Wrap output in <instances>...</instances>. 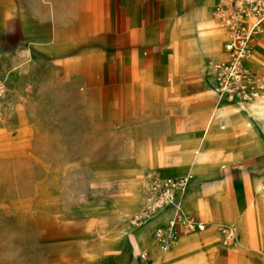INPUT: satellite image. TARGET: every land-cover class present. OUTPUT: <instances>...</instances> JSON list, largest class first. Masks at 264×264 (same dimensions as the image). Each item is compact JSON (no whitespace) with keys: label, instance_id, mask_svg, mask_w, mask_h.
I'll use <instances>...</instances> for the list:
<instances>
[{"label":"rangeland","instance_id":"1","mask_svg":"<svg viewBox=\"0 0 264 264\" xmlns=\"http://www.w3.org/2000/svg\"><path fill=\"white\" fill-rule=\"evenodd\" d=\"M204 1L141 0L144 15L151 8L163 16L156 45L170 53L175 22ZM216 3L211 9L219 19ZM125 10V0H0V264H141L145 232L173 212L168 208L134 228L151 170L193 177L182 209L193 211L192 195L217 199L226 221L214 216L215 239L235 253L242 249L232 264H264V105L241 109L217 95L210 117L221 124L201 126L203 111L208 118L212 106L200 98L202 85L222 54L205 68L185 58L165 87L153 82L149 68L129 84L108 83L115 18L124 23ZM9 21L18 31L14 43L5 31ZM262 38L250 57L257 62L248 63L264 73ZM133 60L138 74V55ZM206 128L210 143L197 149ZM183 144L189 148H178ZM157 155L163 166L155 164ZM250 156L257 164L246 173V198L231 174L227 195L225 169ZM235 208L250 225L242 226ZM226 223L234 227L232 241L221 237ZM246 236L251 241L244 247ZM201 246L198 256L206 262Z\"/></svg>","mask_w":264,"mask_h":264},{"label":"crops","instance_id":"2","mask_svg":"<svg viewBox=\"0 0 264 264\" xmlns=\"http://www.w3.org/2000/svg\"><path fill=\"white\" fill-rule=\"evenodd\" d=\"M210 2L213 3L215 2V0H205L202 3V5L199 7L200 9L199 12H197V10L193 11L187 14L184 18H181L175 22V25L171 33V39H172L173 46L170 48V53H169L167 46H164L163 48H161L156 45L157 40H159V37L162 34L163 16L157 17L156 11H153L151 8L144 15L141 10V5H140L141 0H125L126 10L124 13L125 14L124 23L121 17L120 19H118V17L115 18L116 20L115 35L113 37L115 46L114 48L109 50L110 52H113V55H112L113 60L111 61V63H110V60L107 61L109 64V68H108V73L106 75L105 80H108V83H110L113 80L118 84H121V82H123L124 84H129L130 82H134L135 79H138V77L140 79L141 78L140 74H142V72H144L146 69L149 68L153 82L156 83L157 85H161L165 87L170 82H172L171 75H173L174 71H177L176 70L177 64L180 65L179 63L183 62L185 58H189L190 60H195L197 64L198 63L201 65L204 64L203 68L208 67V65H206V63L208 62V59L216 55L222 54L221 55L222 58L219 60L225 59L226 58L225 42L227 39L224 41V47L222 51L221 42L223 38H220V33L221 31L223 32L222 27L219 25L217 19H216L217 23L211 22V20L214 17V14L212 13L211 9L207 11V17L206 18L204 17V13H205L204 6L208 5ZM14 24L15 23L13 21H9L5 23V31H6L7 39L8 41L12 43H14L15 41H19L18 31H17V28H15ZM148 24H153V25L146 28ZM260 35L257 39L256 44H258L260 41ZM160 54L162 56H161L160 61H158L159 59L158 57ZM134 55H138V61L141 64L140 73L138 74H136V71H135V66H134L135 61L133 60ZM102 56L104 55L102 54L101 57ZM149 59H152L153 61V64L150 66H148ZM198 59L199 61L197 62ZM72 62L73 61L71 60V63ZM111 64H114L113 73L111 71V68H112ZM119 65L120 67H122L121 69L119 68ZM247 65L253 70L257 71L258 73L264 76V73L250 66L248 62H247ZM128 66H130L129 69H128ZM141 66H144V70H141ZM127 74H130V75L128 76ZM104 77H105V74H104ZM213 77L214 76H212V74L210 73L209 79L205 78V81L202 85L203 93L200 95V98L204 99L205 100L204 102L207 105H212V106L210 108V113H209L208 118L206 117V114H208V112L206 113L205 110L203 111L204 117H202L201 126L206 124V126L208 127V122L210 121V116L213 111V108L216 104H219L216 101V98L218 99L217 95H219V93L217 94L218 92L217 89H215V85L217 88V83H216L215 78ZM168 81H169L168 84H162L163 82H168ZM149 85L150 83L145 84L144 86H146L147 88ZM109 95L110 94H108L107 99H109ZM222 98L234 103L241 109L249 105V103H243L238 100L230 99L226 96H223ZM198 107H200V105H196L194 110L197 109ZM148 110L150 111L156 110V106L150 105V107H148ZM191 124H192V117L188 120L187 130H189V127L191 126ZM220 124H221V120L218 124L215 123L214 126H217V125L219 126ZM209 132L210 131L208 128L204 130L202 129V132H201L202 139L197 145H195L197 149H202L210 143V140L207 139V136L211 135L209 134ZM178 148L188 149L189 145L183 144L179 146ZM153 158L161 159L163 157L157 155V156H153ZM176 164L177 166H181L182 162L177 161ZM256 164H257V159L253 156H250V157H245L237 161L236 163L230 165L228 167L230 171H228L227 174H226V169H225L224 175H225V180H226L227 195H228V190L230 186V182H229L230 180L228 178V174H231L232 183L234 185L237 184V181L242 182L243 185L241 188L245 192V196L243 199L246 198V195L248 192L247 191L248 186H246L247 185L246 173L247 171L254 169L256 167ZM234 167H236V169L233 170L232 168ZM232 171H234L233 174H232ZM150 172H155L160 177H162L161 174L155 170H151L147 173H150ZM182 176H188V175L186 174L170 175V176H164L162 178H167V177L177 178V177H182ZM192 178L193 177H190L188 188L191 185L190 181H192ZM145 182H146V176L144 179V186H145ZM186 194H187V191H186ZM186 194L181 204L182 207H183V203L186 198ZM182 197H181V200H182ZM229 198L236 199V196L229 197ZM167 210H165L164 212H166ZM192 210L193 211L187 210L186 212L194 215L200 220L206 221L208 223V227L211 225V223L209 222V218H214L216 214H217L216 216H219L221 214L223 215L222 209L219 208L217 205L215 206L211 200L208 199L206 202H202L201 200H198L196 196L192 202ZM173 214H174V210L172 213L167 215V217L155 223L149 229L148 232L147 231L145 232L146 237L144 238V241L146 243L143 249H146L145 251L149 252V256L147 258L141 257L140 259L141 264H143V262L148 263V264H161V261L159 259L153 258L155 255V250L161 256V252L159 251V248L156 245V240L154 238V231L158 226L166 224L168 219L171 218ZM224 225H230V223H226ZM134 228L138 230L140 227H134ZM186 237L187 236H185L181 240H185ZM212 237H214V240L209 241V242L202 240L201 248L205 256V260H206L205 263L193 262V261H190L188 257H184V258H181L180 261L173 262L170 264H232V262L230 261V258L235 257V255L237 257V254L233 251V249H229V248L222 246L221 243H219L218 240L215 239L216 238L215 236H212ZM129 251L130 253H132L131 250ZM215 257H216V261H213L212 258H215Z\"/></svg>","mask_w":264,"mask_h":264},{"label":"built area","instance_id":"3","mask_svg":"<svg viewBox=\"0 0 264 264\" xmlns=\"http://www.w3.org/2000/svg\"><path fill=\"white\" fill-rule=\"evenodd\" d=\"M215 14L228 33L226 58L213 65L219 95L243 103L263 97L264 76L247 65V58L264 31V0H217ZM189 180V176L162 178L155 172L147 173L145 188L148 201L133 217V226L140 227L153 216L172 208L173 216L154 231L156 242L164 248L169 247L181 233L206 229V221L182 209L181 197ZM220 231L225 240L235 238L231 225L220 226ZM148 256L149 252L145 251L142 258Z\"/></svg>","mask_w":264,"mask_h":264},{"label":"bare ground","instance_id":"4","mask_svg":"<svg viewBox=\"0 0 264 264\" xmlns=\"http://www.w3.org/2000/svg\"><path fill=\"white\" fill-rule=\"evenodd\" d=\"M212 6H213V3L212 2H210L208 5H205L204 6V17L206 18L207 17V11L209 10V9H211L212 8ZM215 8V7H214ZM200 11V9L198 8L197 9V12H199ZM211 11H212V9H211ZM213 13V12H212ZM213 17V16H212ZM216 19L220 22V24H221V26H222V30H223V32L221 31V33H220V38H225V40L228 38V33H227V30H226V27L222 24V22L218 19V18H214L213 17V19L211 20V22H215V23H217V21H216ZM261 36L262 35H260V38H261ZM263 39V38H262ZM256 46H257V44L255 45V47L253 48V50L250 52V54H249V56H248V58H247V62H248V60H249V62H250V64H251V62L252 63H254V62H257V61H255L256 60V58H250L251 56H252V54H253V52L255 51V48H256ZM261 47H264V39H263V41H262V44H261ZM261 52H262V50H261ZM249 64V65H250ZM214 78V77H213ZM215 81V80H214ZM216 84V83H215ZM217 89V88H216ZM222 98V97H221ZM252 102H254V103H256V104H260V105H264V96L263 97H259V98H257V99H255V100H253ZM252 102H250L249 103V105H251V103ZM264 110V109H263ZM216 123V124H218L219 122H220V119L219 118H217V117H215V116H213V117H210V121L208 122V127H210V126H212L213 125V123ZM206 131V130H205ZM203 141V140H202ZM165 160H162V159H155V164L157 165V166H163L164 165V162ZM162 177H164V176H162ZM189 184V183H188ZM264 187V186H263ZM144 188V187H143ZM187 188H188V186L186 187V189H185V191H184V194H183V197H182V200H181V204H182V201H183V199H184V197H185V194H186V191H187ZM145 189V205H146V203H147V201H148V192H147V190H146V188H144ZM191 197V199H192V202H193V200H194V198H195V196L194 195H192V196H190ZM200 200V199H199ZM227 200V199H226ZM229 203V202H228ZM200 204V203H199ZM213 204L216 206V204L218 205V207L219 208H221L222 209V206H221V203L220 202H218L217 201V199L216 200H214V202H213ZM230 207V206H229ZM231 209V208H230ZM251 209H253L252 207H251ZM213 210V209H212ZM254 210V209H253ZM223 211V210H222ZM252 211V210H251ZM235 212H236V218L237 219H239V221L241 222V224H242V226L243 227H245V226H248V225H250V222L247 220V216L245 217V214H244V212L242 213V211L240 212L239 210H238V208H235ZM249 212V211H248ZM254 212V211H253ZM253 212H251V214L253 213ZM218 213V212H217ZM231 213V212H230ZM158 215V214H157ZM214 215H215V213H214ZM217 215V214H216ZM156 216V215H155ZM155 216H153V217H155ZM172 216V215H171ZM152 217V218H153ZM221 220H223V221H226L225 220V217H224V215H219L218 216ZM253 218V217H252ZM250 220V219H249ZM209 222L211 223V225L208 227V229L206 228V229H204V230H202V232L201 233H196V234H192V235H189V236H187L186 237V239L185 240H182V241H178L177 239L179 238V236L181 235H179L175 240H174V242L169 246V247H167V248H164V247H162L161 245H159L157 242H156V245L158 246V248L161 250V256L156 252V250H155V255H154V257L153 258H155V259H159L160 261H161V264H170V263H173V262H177V261H180L181 260V258H184V257H188V259L190 260V261H193V262H198V263H205L204 262V260L203 259H201V257L200 256H198V247L201 245V243H202V240H204V239H210L212 236H214V234L216 233V222L214 221V218H209ZM252 227V226H251ZM251 227H250V229H251ZM203 231H206V232H203ZM254 231V230H253ZM249 233V232H248ZM251 233V232H250ZM253 233V232H252ZM183 234V233H182ZM249 236V235H248ZM248 236H246V238L245 237H243L242 238V246H244V247H247V246H249L250 245V242L249 241H251V240H249V238H248ZM253 235L251 234V237H252ZM250 237V238H251ZM254 239H255V236L253 237ZM178 241V244L172 249V250H170L171 249V247L173 246V244L175 243V242H177ZM253 241H256V240H253ZM254 243V242H253ZM170 250V251H169ZM236 254H237V256H238V254H239V252H241L242 251V249H241V246H238L236 249ZM184 251V252H183ZM145 252H143L142 253V255L144 254ZM141 255V256H142ZM152 258V259H153ZM237 260H238V258H236ZM239 262L238 263H241L242 262V260H238ZM231 262L233 263V262H237L236 260H235V258H233L232 260H231Z\"/></svg>","mask_w":264,"mask_h":264}]
</instances>
